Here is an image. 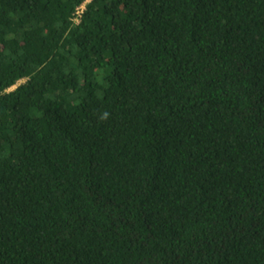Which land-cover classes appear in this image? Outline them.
Instances as JSON below:
<instances>
[{
    "label": "trees",
    "instance_id": "trees-1",
    "mask_svg": "<svg viewBox=\"0 0 264 264\" xmlns=\"http://www.w3.org/2000/svg\"><path fill=\"white\" fill-rule=\"evenodd\" d=\"M88 1L0 0V264H264V0Z\"/></svg>",
    "mask_w": 264,
    "mask_h": 264
},
{
    "label": "built area",
    "instance_id": "built-area-1",
    "mask_svg": "<svg viewBox=\"0 0 264 264\" xmlns=\"http://www.w3.org/2000/svg\"><path fill=\"white\" fill-rule=\"evenodd\" d=\"M90 2H91V0L88 1V3H90ZM85 10H86V5H84L83 7L78 9L77 14H76V18H75V22L77 24L81 23Z\"/></svg>",
    "mask_w": 264,
    "mask_h": 264
},
{
    "label": "rangeland",
    "instance_id": "rangeland-1",
    "mask_svg": "<svg viewBox=\"0 0 264 264\" xmlns=\"http://www.w3.org/2000/svg\"><path fill=\"white\" fill-rule=\"evenodd\" d=\"M25 82H26V81H22V82L19 83V85H22V84H24ZM16 88H17V87H15L14 89H12V91L15 90Z\"/></svg>",
    "mask_w": 264,
    "mask_h": 264
}]
</instances>
